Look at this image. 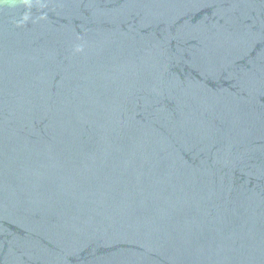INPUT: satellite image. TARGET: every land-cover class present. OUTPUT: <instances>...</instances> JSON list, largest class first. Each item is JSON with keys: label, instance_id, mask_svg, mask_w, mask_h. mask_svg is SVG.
Segmentation results:
<instances>
[{"label": "water", "instance_id": "1", "mask_svg": "<svg viewBox=\"0 0 264 264\" xmlns=\"http://www.w3.org/2000/svg\"><path fill=\"white\" fill-rule=\"evenodd\" d=\"M0 264H264V0H0Z\"/></svg>", "mask_w": 264, "mask_h": 264}]
</instances>
